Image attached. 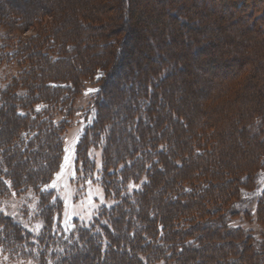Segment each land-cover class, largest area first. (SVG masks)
Wrapping results in <instances>:
<instances>
[{
    "label": "trees",
    "instance_id": "1",
    "mask_svg": "<svg viewBox=\"0 0 264 264\" xmlns=\"http://www.w3.org/2000/svg\"><path fill=\"white\" fill-rule=\"evenodd\" d=\"M1 1L0 31L5 33L0 35V63L14 62L21 66V73L0 87V122L10 114L13 127H18L16 143L6 148L0 145V198L9 193L19 196L28 190L37 191V218L43 225L36 236L14 216L0 210V249L27 256L35 264H76L79 252L87 258L96 249V256L86 264H103V258L98 257L106 253L102 248L110 243L102 230L114 239L120 222L123 239L117 240H126L127 244H121L119 253L128 254L134 264H209L214 257L222 259L223 264H264V238L244 225L255 221L264 227V88H260L264 81L257 84L261 91H256V101H245L243 97L256 83V70L251 67L263 66L264 47L260 51L250 47L252 51H247L251 57L260 58L258 64L249 57L229 60L244 61L246 68L241 65L229 80L223 79L212 88L215 100H206L208 110L202 111L200 117L193 115L194 124H189L183 112L168 100L172 101L176 93L174 83L181 82L177 73H186V68L170 61L172 56L181 59L177 54H168L167 58L162 52L155 57L160 49L169 50L170 42L151 39L148 45H154L156 52L144 54L148 65L128 70L129 82H135L119 88L129 91L127 112L114 118L106 110L108 100L104 96L114 89L107 91L106 85L118 79L120 69L128 67L131 49L136 47L123 44L130 38L140 39L138 31L127 28L121 41L115 39L112 28L118 18L109 15L112 11L105 1L92 6L91 0H86L87 4L79 2L80 8H73L64 6L65 0L62 4L55 0L52 5L40 6L41 11L29 17L25 16L27 9L18 6V0H7L6 7L1 6ZM237 1V9L245 11L244 0H231L229 4ZM124 3L128 9V0ZM261 11L263 15L264 5ZM166 13L170 18L176 16L175 12ZM46 15L51 21L43 25ZM219 16L222 14L216 17ZM178 24L180 28L189 27L183 21ZM253 25L252 30L260 33L264 21ZM32 27L38 30L25 41L12 35ZM138 73L145 77L138 78ZM171 80L175 82L171 84ZM88 85L97 87L90 93L86 107H76V97L86 92ZM178 89L179 93L181 88ZM209 95L208 92L207 96L213 97ZM240 103L247 106V112L228 109ZM77 114L78 124L85 126L76 149L75 175L87 180L94 177L114 201L111 207H102L98 212L94 220L98 232L93 233L77 221L71 228L64 225L61 205L51 190L66 156L64 129ZM116 124L118 132H127L129 140L122 143L117 155L107 156L108 137L110 143L115 139ZM226 127L232 131H225ZM174 128L180 133L179 140ZM262 132V138L256 135ZM233 133L239 139H250L245 152L248 157L239 162V167L231 164V156L225 158L227 150L222 144ZM99 144L104 148V158L100 169H96L88 152ZM15 155L21 159L19 164ZM167 170L174 176L158 187ZM231 184L235 185L229 187ZM211 246L213 254L199 261L200 253ZM109 248L106 249L111 251Z\"/></svg>",
    "mask_w": 264,
    "mask_h": 264
},
{
    "label": "rangeland",
    "instance_id": "2",
    "mask_svg": "<svg viewBox=\"0 0 264 264\" xmlns=\"http://www.w3.org/2000/svg\"><path fill=\"white\" fill-rule=\"evenodd\" d=\"M71 1H73V4ZM103 1H105L107 8H110V11H112L109 12V15L113 14L114 18H118L117 22H115V26L112 28L113 33H115L113 35L115 39L121 41V38L126 34L127 28L138 31L137 36L140 37V39L137 40L130 38L126 44H123L124 47H130L132 45H135L134 47H136L134 50L133 48L131 49V61L128 63L127 68L123 67L120 69L117 80L110 81L108 85L105 83L107 91L110 88L114 89V92L112 91L114 94L110 93V95H104L108 100V107L106 110L110 117L115 118L117 115L125 114L127 112L125 101L129 96V91H120L119 88L121 86L127 87L131 83L134 84L135 81L129 82L127 78L128 76L126 74L131 73L129 72V69L137 68L139 65L145 66L149 64L143 59V56L144 54L148 56L149 52L154 51V45H148L149 40L151 39L155 38L160 41L170 42L169 50L166 47L162 48L159 44L158 47L160 46L162 49H160V52L158 51L157 56L155 57H158L159 55L161 56L163 54L162 52L165 54L163 56H167V58L170 57L168 54H177L181 59L172 56L174 60L171 57L170 61H175V63L179 62L186 68V73H177L181 82H175L174 80L169 81L171 84L175 82L174 84L177 89H175L176 93L173 94L172 101L171 98L168 100L170 103H174L173 105L176 106L181 113L183 112L189 124H194V117H198L202 111L204 112L205 110H208L206 100H215V96L212 95V88L223 79L225 81L229 80L233 74L241 69V65H244V68H246L244 61L229 63L231 58L237 60L239 58L245 59L249 57L250 59H254V62L256 61L257 64L260 62L258 61V59H260L258 56L256 57L255 55L254 58L247 53L248 50L252 51L250 47H253L258 51L264 47V27H262L260 33L252 30L254 29L253 22H255V25H258L264 21V14L261 15V8L264 3L260 2V0H255L253 3L250 2L251 0H244L245 3H247V7L244 9L245 11L237 9L238 1L230 5L229 2L231 0H128V9L124 3L125 0H91L90 3L94 6L104 3ZM59 2L62 4V0H59ZM65 2V5L63 4L64 6L68 5V7L72 6L73 8L76 6L79 7V2L87 4L86 0H65ZM54 3L55 0H18V6L22 9H27V13L25 14L27 17L32 15L33 12H37L38 10L41 11L40 6L52 5ZM1 6H9L7 0H2ZM166 11L175 12L176 16L170 18ZM219 14H222V16L217 18L216 16ZM128 19L129 21H127ZM50 21L51 18H49V15H46L44 19H42L41 24H49ZM182 21L186 22L189 27L180 28L178 23ZM37 30V27H32L25 30L23 33H15L12 35L18 38L20 37L25 41L32 37ZM2 33L4 34L5 31H0V35H2ZM207 43L208 45L210 44L209 47L205 45ZM8 50H10V48ZM135 59H140L142 61L138 60L137 63L133 62ZM261 60L263 61V66H260L258 69L251 67L256 70L254 71L256 74V83L245 92L244 96L242 95L245 97V101L251 99L256 101L254 95L257 90L261 91L257 85L264 81V58ZM252 61L251 63H254ZM177 69L178 68H176V70ZM20 70L21 66L14 62L0 63V87H4L13 76L21 73ZM137 76L138 78L145 77L141 73H138ZM95 87L97 86L93 87L88 85L86 88L87 91L76 97L75 106L82 108L86 107L88 97ZM178 88H181L179 93ZM260 88H264V86H260ZM208 92L213 96H211L212 98L207 96ZM180 93L179 102L176 103L175 100L178 99ZM258 94H260V92H258ZM262 96L264 97V95ZM260 98L262 99L261 96ZM241 101H243V98ZM228 109L233 111L245 109L247 112V106L244 107L241 103L229 106ZM162 110L164 111V108ZM163 115H165V113H162V116ZM193 115L195 116L193 117ZM74 116L76 117L74 118L73 123L64 129L62 141L66 156L64 158L63 168L56 176L51 190L55 192L56 201L61 205L64 225L71 228V225L74 226L73 221H77V224L81 227L91 228V233H93L98 232L96 227H94L96 223L94 220L97 217L98 212L102 207H111L114 204V201L106 196V192L100 181H96L94 177H88L89 180L79 179L75 175L76 149L79 137L85 125L82 122L78 124L77 121L80 115L77 114ZM229 122L227 121L226 124L230 126L231 124ZM13 126L14 120L10 114H7L0 122V132L2 133H0V145L2 146L4 144L5 148L7 145L10 147L11 144L14 142L16 143L18 140L15 138V133L18 127L15 128ZM118 126L119 125L116 124L113 129L115 139H111V143L109 142L110 138L108 137L107 150L105 153L107 156L115 155V153L117 155L121 150L122 143L127 144L129 140L127 132L126 135L125 133L121 134L118 132ZM232 126H234V123H232ZM236 128L238 130L239 126ZM174 129V136L179 140L180 133L177 128ZM225 131L231 132L232 130L231 128L226 127ZM263 132L255 134L262 138L261 136ZM233 134L234 135L231 136L228 141L223 142L222 144L226 147L225 151L227 150L225 152V158L231 156V164H235L239 167V162L242 161L243 158L247 159L248 157L245 152L250 139L248 141L239 139L235 133ZM116 136H120V139L116 138ZM210 144L211 143H209L208 146H210ZM95 146L96 147L94 148L89 147L88 155L90 159H93L96 162V169H100L101 162L103 163L102 159L104 158V148L101 144ZM82 150L83 148L81 149V152ZM191 154L194 153H190L189 157ZM129 158L132 157L129 156ZM20 161V157L15 155V162L19 164ZM0 165H2L1 157ZM2 168L4 171L7 170L5 167ZM25 169V166L21 168L23 171ZM16 171L18 172L19 170L16 169ZM167 172V175L162 178L163 180H160L158 176H154L156 181L160 180L157 184L158 187H163L165 185L163 182H170L171 178L174 176V173L170 172V170H167ZM226 178L228 179V176H226L225 179ZM143 179H145L144 176L142 180ZM234 185L235 184H231L229 187H233ZM131 188L133 187H129V192H131ZM156 194L157 192L153 193L154 196H157ZM38 207L39 199L37 197V191L33 192L28 190L19 196H14L12 193H9L6 198H0V210L7 215L11 214V216H14L16 222H18L25 230L34 233L36 236H38L36 234L37 229L39 228L40 234L42 229L41 225H43L42 221L37 218ZM118 224L117 227L119 229L115 231L116 238L114 239L108 234L107 230H102L104 237L110 243L106 248L108 249L110 247L111 251L103 247L102 249L106 250V253L101 257L99 256L98 259L103 258V264H134V259L128 258V254L119 253L121 247L126 245L127 242L126 240H120L121 242L117 240L123 239V231H121L123 225L120 222H118ZM244 225L245 228L255 231L264 238V227L258 222L250 221L246 222ZM92 237L93 236L91 235V238ZM214 250L215 249L212 248V246L205 249L202 254L200 253L198 257L199 261L204 262V258L213 254ZM14 254L15 253L13 252H5L0 249V264H35V262L27 258V256L24 257L19 256V254ZM87 255L89 257L84 258L83 252H79L76 264H86V262H89V258H94L96 256V249L91 250ZM217 258L214 257V262L211 261L209 264H223L222 259ZM47 263L52 264L49 262ZM205 264L208 263L206 262Z\"/></svg>",
    "mask_w": 264,
    "mask_h": 264
},
{
    "label": "snow or ice",
    "instance_id": "3",
    "mask_svg": "<svg viewBox=\"0 0 264 264\" xmlns=\"http://www.w3.org/2000/svg\"><path fill=\"white\" fill-rule=\"evenodd\" d=\"M41 227H42V225H41ZM36 234H37V235H39V228L37 229V232H36Z\"/></svg>",
    "mask_w": 264,
    "mask_h": 264
}]
</instances>
